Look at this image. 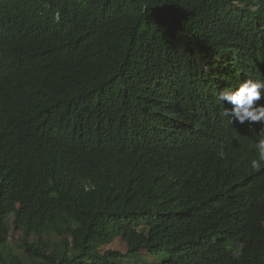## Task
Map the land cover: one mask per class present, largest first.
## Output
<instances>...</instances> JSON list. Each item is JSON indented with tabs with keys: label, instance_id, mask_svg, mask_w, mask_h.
<instances>
[{
	"label": "trees",
	"instance_id": "obj_1",
	"mask_svg": "<svg viewBox=\"0 0 264 264\" xmlns=\"http://www.w3.org/2000/svg\"><path fill=\"white\" fill-rule=\"evenodd\" d=\"M249 77L264 0H0V264H264Z\"/></svg>",
	"mask_w": 264,
	"mask_h": 264
},
{
	"label": "clouds",
	"instance_id": "obj_2",
	"mask_svg": "<svg viewBox=\"0 0 264 264\" xmlns=\"http://www.w3.org/2000/svg\"><path fill=\"white\" fill-rule=\"evenodd\" d=\"M264 80L245 78L233 90L220 92L218 100L225 104L227 102L232 107L225 108L224 115L231 116L233 119L243 124L245 121L264 122ZM224 157L223 151L219 154ZM254 170L264 167V139L259 141L258 158L250 161Z\"/></svg>",
	"mask_w": 264,
	"mask_h": 264
},
{
	"label": "rangeland",
	"instance_id": "obj_3",
	"mask_svg": "<svg viewBox=\"0 0 264 264\" xmlns=\"http://www.w3.org/2000/svg\"><path fill=\"white\" fill-rule=\"evenodd\" d=\"M12 236L10 239V245L14 248L17 246V242L22 238V235L20 233H14L12 232ZM61 238H57V241H59ZM103 252H106L108 250H115L122 254H125L127 252V246L120 238H115L113 240L104 242L101 244ZM144 256L148 255V253L143 254ZM124 264H133L130 260L126 259L124 260Z\"/></svg>",
	"mask_w": 264,
	"mask_h": 264
}]
</instances>
